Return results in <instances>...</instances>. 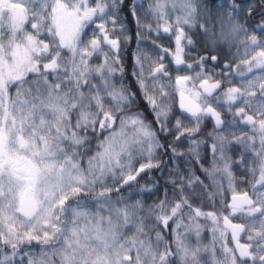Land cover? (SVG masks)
I'll return each mask as SVG.
<instances>
[{
  "label": "snow or ice",
  "instance_id": "1",
  "mask_svg": "<svg viewBox=\"0 0 264 264\" xmlns=\"http://www.w3.org/2000/svg\"><path fill=\"white\" fill-rule=\"evenodd\" d=\"M169 2L173 10L183 12L171 23ZM213 6L222 28L223 10L227 9L230 36L235 39L244 34L239 44L245 45V55L249 49H259L242 62L248 72L254 68L264 71V0H154L143 15L151 14L156 27H146L157 35L161 28L164 33L174 32L175 49L156 45L160 54L147 75L143 61L149 57L139 49L133 53L131 74L138 99L130 86L121 82L117 87L114 77L119 72L122 81L124 68L119 52L122 44L131 40L124 35L128 29L123 11L126 9L136 23L139 43V29L145 27L140 23L143 0H95L94 4L91 0H0V264H200L201 248L188 243L186 235L194 231L199 238L204 227L198 222L200 218L211 221L213 242L221 241L224 258L216 260L213 248V264H264V192L257 191V186L264 188V82L257 77L217 95L225 83L231 84L227 76L233 73H215L225 76V81L209 82L213 76L207 75L211 69L204 67L207 57H200L195 64L184 58L185 49L194 43L185 27L198 26L209 35L211 28L196 21L210 23ZM254 13L260 21L252 25V31L259 32V38L248 36L246 27ZM242 15L245 24L239 22ZM90 24L96 25V31L86 39ZM103 47L109 49L111 57L108 52L102 53ZM101 53L103 63L92 67L90 60ZM166 56L172 57L177 72L200 68L195 75L175 78L179 109L193 127H185L179 118L172 128L168 127L174 112L165 101L172 94L160 82L161 78L172 80L164 64ZM234 71L239 78H246L245 73ZM258 82L259 95L250 91ZM105 99L111 101V107L105 106ZM140 100L152 120L139 108ZM257 101L258 106L253 108ZM241 102L244 107L232 112ZM134 105L136 111H125ZM217 108L232 115L233 121L225 120ZM245 108L252 109L254 115ZM209 118L214 121V132L235 127L239 121L251 128L252 135L231 141L224 135L212 137V166L200 169L210 184L196 176L191 167L182 169L177 164L168 169L166 183L174 185L171 199L169 189H165L164 198L147 209L142 200L132 201L134 195L152 191L146 186L132 187L140 175L161 168L162 163L166 166L167 162L153 163L158 153L170 152L173 162L185 155L199 162L198 149L204 141L191 137L201 132L204 120ZM173 131L176 138L166 147L161 134L167 137ZM182 137L189 138L187 153L176 148ZM93 139L95 145L91 144ZM238 142H244L246 149L255 148L257 142L260 145L253 153L260 162L251 196L247 192L235 194L232 189L231 162L226 152L230 144ZM93 147L97 150L87 155ZM137 161L147 162L135 167ZM256 171L252 169L253 174ZM216 173L229 178V189L234 192L230 203L224 202L221 185L214 179ZM109 181L119 187L109 186ZM125 187L128 193L122 192ZM217 196L221 197L220 209L202 210L205 200L215 207ZM197 200L201 206H195ZM89 205H95L96 210L91 211ZM237 216L245 223H233L232 218ZM147 220L155 223L146 224ZM171 222L175 227L171 228L173 239L169 242L165 236ZM129 226L135 231L126 237L124 230ZM182 227L185 233L179 231ZM157 228L153 239L150 233ZM229 232L234 242L231 247ZM242 233H248L247 243L240 242ZM34 244L49 251H41L36 258L31 251Z\"/></svg>",
  "mask_w": 264,
  "mask_h": 264
},
{
  "label": "rangeland",
  "instance_id": "2",
  "mask_svg": "<svg viewBox=\"0 0 264 264\" xmlns=\"http://www.w3.org/2000/svg\"><path fill=\"white\" fill-rule=\"evenodd\" d=\"M222 2V1H221ZM228 2V0H226V3ZM91 3L94 4L95 3V0H91ZM150 4H154V0H143V8H142V11L140 13V23L142 25H144L145 27H142L139 29V35L140 37H144L143 39V47L140 51V53L142 55H146L149 57L148 60H144L143 61V65H144V71H145V75H147L151 70L152 68L154 67V65L152 64V61H155V54L158 56L160 54L159 52V49L157 47H155V43H158L159 46H162L163 48H165V44L166 42L164 43L163 42V36L161 35L162 34V28L160 30V33L159 35H157V33L155 31H149L147 29V25L149 24H152L153 26V29H155L156 27V24H155V21H154V18L151 14H148L146 17L143 15V12L144 11H147V9L149 8V5ZM167 11L169 13V16H170V20L168 21L169 23H171L172 20L175 19L176 16H180V15H183V12L179 10V8H177L176 10H173L172 7H171V4L170 2L168 3V7H167ZM224 13H227V9H224L223 10ZM212 20L210 23H208V25L206 24L207 22L204 20V19H198L196 21V24L199 25V24H205L207 27L211 28V33L209 35H205L203 30L198 27V26H193L191 28H188V27H185V32L191 37L192 40H194V43L192 46H189V48H195V46H199L201 47L202 45H206L205 46V49H209L211 53H213V56H217L218 57V54L219 52L220 53H224L225 52V49H229V46L231 45L232 43V40H234V38L232 36L229 35V23H228V20H224V23H223V28L221 27V24L217 22V16H218V11L216 9L215 6H213L212 8ZM244 20H240L239 19V22H243ZM97 23H99V21H97ZM164 21H161V24H163ZM91 25V29H95L96 31V25L95 24H90ZM28 27V30L30 31V26H26ZM108 27L110 28L111 25L109 24ZM138 30V29H137ZM174 35L175 33L172 32ZM7 35V33H5ZM165 34H169V33H165ZM242 34V33H241ZM241 34H239L238 36V39L240 40V38H243L241 36ZM120 33L117 32L116 33V36H119ZM124 35L126 36H129L127 34V32L124 33ZM194 36V38H193ZM90 39L92 37V35H90L89 33V36H88ZM148 37V38H147ZM115 38V37H113ZM87 39V38H86ZM149 40H151L152 44L150 45H146L144 43L148 42ZM131 41L130 40L126 45L129 46L131 45ZM124 44H122L121 46V49H120V52H119V57H120V60L123 64V68H124V74H123V78H122V81H121V78H120V73L117 72L116 73V76L114 77V80H115V83L117 84V87L120 86L121 82H123L125 85H128L130 86L131 90L133 92H136L137 94V98L139 99V91L137 89V86H136V83H135V80L132 76V70H133V65L131 67V70L130 68H125V65H124V62H123V57H124V53H123V50H124ZM152 49L153 51H155L154 53H152V51H147L148 49ZM193 48V50H194ZM167 49H171L169 46H167ZM171 50H174V49H171ZM103 52H108L109 54V57L112 56V53L109 52V49L107 47H103L102 48V53ZM99 54L98 57H95V58H92L90 60V65L92 67H95V66H98L100 65L101 63H103L104 61V56L103 54ZM65 55H67V53H65ZM164 64L165 66L167 67V70H168V74L171 75V70H174L175 69V66H174V63L173 61L171 60V56H166L164 58ZM188 71V70H187ZM200 69L199 68H195L194 71H188L189 75H195L196 72H199ZM94 82H97V81H94ZM161 83H163L165 85V91L169 92L172 94L171 98L167 101H165L166 104H171L173 106V109H175V105H176V102L177 100L180 98L179 97V91H178V86L176 85V80H175V77L171 80V81H168L164 78H161ZM172 82H174V84L172 85ZM149 84H151V81H149ZM188 87H191V84L188 85ZM14 91V89H13ZM180 100V99H179ZM105 103V106L106 107H111L112 104H111V101L109 99H105L104 101ZM139 108L140 109H143L145 110L146 112L150 113V115H148V118L149 120H152L153 117H152V114L150 111H147L146 109V105L144 104V102L142 100L139 101ZM137 110V106H133L132 108L130 109H125L126 112L128 113H131V112H134ZM174 112V110H173ZM179 118L181 120H183V123H184V126L185 127H193L194 124L192 121L188 120L185 118V116H183L182 114H176L174 113V115H172L171 117V122L169 123L168 127L169 128H172L173 125L175 124L176 122V119ZM189 121V125L187 124V122ZM155 127V125H153ZM203 133V136L205 134V131L202 132ZM104 135H107V133H105ZM173 136L176 137L177 133L175 131H173L172 133ZM103 137H101L102 139ZM191 139H195V136L191 137ZM200 139H202L200 137ZM172 142V140H171ZM97 143V141L95 139H93L91 141V144L92 145H95ZM178 147L177 148V151L179 152H186L188 151L189 149V138L188 137H182L181 138V142L178 143ZM202 145H200L198 151H199V154H200V157L201 159L199 160V162H195L193 160V157L188 155L186 157V162H190L188 165V167H191L192 169H194L195 171V175L196 176H199L201 180L204 181L205 184H210V180L209 178L203 173L201 172V166H203L204 168H211L212 166V162H213V154L210 156L211 159L208 160V167H205L202 163V161L204 162V157L202 155ZM97 149L95 147H93V150L89 153H87V155H92L93 152H95ZM161 154L162 152L158 153L156 159L153 161V163H156V162H167L166 166L163 165L162 163V169L161 172L159 170V172L157 173V175H146L144 173H142L140 175V177L138 178V183L136 184H133V186L135 187H140V186H146L147 188H150L152 189L151 192H143V193H139L137 195H134L132 197V201L136 200V199H140L143 201L144 203V207L145 209H147L149 206H152L156 203H159L160 200H162L164 198V195H165V189H169L167 195L169 197V199L172 198L173 196V193L171 191V189L174 187V185L170 184V183H166V181L169 179V171L168 169L169 168H175L176 165L171 161V158H166V160H164L162 157H161ZM147 161H137L136 164H135V167H139V164L140 163H145ZM220 167H222V165H219ZM187 168V167H186ZM232 173V189H236V181H234V173ZM149 177H151L152 179L150 180ZM143 179H145L146 181H144ZM214 179L216 181H218L221 185V191L224 190V188L228 191H233L232 189H229V178L224 175L223 173H216ZM252 184H255V183H252ZM155 185V186H154ZM109 186L115 188V187H119L118 184H113L111 183V181H109ZM133 187V188H135ZM126 188V187H125ZM127 189V188H126ZM259 189V186H257V191ZM99 190V188L97 189ZM209 190H212L211 188ZM123 193H128L129 191L125 192L122 190ZM223 193V192H222ZM83 199V197H82ZM221 197L217 196L215 198V207H212V202H209L207 200L204 201L203 203V208L202 210L204 211H216L218 209H220L221 205L219 203ZM223 199H224V202L226 203V197L225 195L223 194ZM131 202V201H129ZM197 203V204H196ZM195 206H201V202L199 200L195 201ZM89 209L91 211H95L96 210V207L95 205H89ZM104 215H106V213H102ZM144 213H141V215H143ZM225 215H227L228 213L227 212H224ZM233 220V219H232ZM150 220H147L145 223L146 224H154L155 221L153 223H150L149 222ZM201 225H204L201 233H200V236L199 238L196 237L195 235V232H188L186 235H187V241L188 243H190L191 245L193 246H199L201 248V259H200V264H213V251L212 249L214 248L215 249V259L216 260H223V253H222V250H221V241L219 239H217L215 241V243L213 242V233L211 231L212 229V223L210 220H205L204 218H200L199 221H198ZM184 223L187 224L188 223V220L185 218L184 219ZM175 227V222H171V226H170V229L168 230L166 236H165V239L169 242H171V240L173 239L172 235H171V228H174ZM147 231V228L145 229ZM159 230V228L157 229H154L151 233H150V236L154 239L155 237V231ZM135 229L132 227V226H129L128 228H126L124 230V236L126 237H131L134 233ZM179 231L181 233H185V229L182 227L179 229ZM230 235V233L228 234ZM144 237H141V239H143ZM231 239V237H230ZM229 242V241H228ZM232 242V241H231ZM229 244V243H228ZM233 244V242H232ZM230 247L232 245H229ZM162 247V246H161ZM31 251L32 253L36 256V258H40V253L41 251H49L48 249H41L40 246L38 245H33L32 248H31ZM134 255V253H133ZM19 259V258H18ZM25 264H26V261H25Z\"/></svg>",
  "mask_w": 264,
  "mask_h": 264
},
{
  "label": "flooded vegetation",
  "instance_id": "3",
  "mask_svg": "<svg viewBox=\"0 0 264 264\" xmlns=\"http://www.w3.org/2000/svg\"><path fill=\"white\" fill-rule=\"evenodd\" d=\"M222 3H226V0H221ZM205 3H211L212 0H204ZM237 2H240V0H237ZM213 16V15H212ZM214 18V17H213ZM240 20H244L243 22H241V24H245V16H241L239 18ZM224 20H227V15L225 13L224 15ZM260 21V17L258 14H253L252 18L247 20L246 23V27L248 28V36H251L253 34L257 35L258 38L260 37V33L259 32H253L252 31V25L257 24ZM208 25V23H206ZM141 30V29H140ZM164 38H163V42L165 44V48H167V46L171 45V49H175V43H174V38L175 35L173 33H169V34H165L164 32H162L161 34ZM241 36L244 38V34L242 33ZM194 38V36H193ZM240 38V39H243ZM194 41V40H193ZM146 45H151L152 42L151 40H149L148 42L144 43ZM156 45H159L158 43H155V47ZM144 45L142 44V47ZM205 44L202 45L201 47L199 46H195L194 50L193 48H189L187 47L185 49L187 55L184 57L187 63H191V64H195L196 61H192L194 60V58H196V60H199L200 57L204 56L207 57V61L205 63V69H211L210 72L207 73V75H212L213 76V80L211 82H214L215 80H221L222 82L225 81V76H221V75H214L215 73H233L232 75L227 76L228 80H231V84L225 83L224 84V88H222L220 90V93H217V95H220L224 90H226L228 87H241L242 85H247L248 80L251 79H255L257 77L262 78L259 82H264V71H261L259 69H253V71L251 73L248 72V69L246 66L243 65V61L244 60H250L251 56L255 54L256 51H259V49H249L248 50V55H245V45L243 44H239V39L238 37H236L234 40H232L231 45L229 46V49H225L224 53H220L218 54V59L216 61L211 60V57L209 56L210 50L209 49H205ZM150 52L152 51V53H154L155 51H153L152 49H148ZM235 57V58H234ZM155 58H157V55L155 54ZM172 60V57H171ZM173 61V60H172ZM174 63V62H173ZM225 64H230L231 68H226ZM175 66V64H174ZM198 68V67H197ZM176 69V66H175ZM200 69V68H199ZM234 70H238V72H242L246 74V78L245 79H241L239 78L238 74L236 71ZM173 79V78H172ZM259 82L257 83L256 88L254 89H250V91H256L257 95H259ZM180 99V98H179ZM178 99V108H179V102L180 100ZM259 104V101H257L256 103L253 104V108L257 107ZM240 107H244V104L238 103L236 104L233 108H232V112H236L238 108ZM217 111H221L222 117L229 121L232 122L233 121V116L228 114L227 112L223 111L220 108H217ZM245 111L249 114V115H254V112L252 111V109L249 108H245ZM179 114H181V111L179 109ZM213 126H214V121L212 119H205L204 120V143H202V152L205 153L206 158L205 160H210L211 159V155H212V149H211V145L214 142L213 141V136L215 135H224L227 137L228 140H233L234 137H241V136H251L252 135V130L249 126H245L242 123H240L239 121H237V125L235 127H227L225 128L222 132H214L213 131ZM209 133H211L212 135H208ZM257 141H258V137H257ZM259 143L257 142V144L255 145V148H245V143L244 142H238V143H234V144H230L228 147V151L226 152V156L230 159L231 164H244L245 162L251 164V180L256 181L259 178V158L254 156V152L259 150ZM247 152V155H245V153ZM242 157H244V162H241ZM252 169H257V171L253 174ZM259 192H264L261 190V188L259 187ZM244 193V192H242ZM231 198V197H230ZM254 199V198H253ZM230 203V202H229ZM236 218L237 221L235 223H244L245 220L243 218H241L240 216H237ZM231 235V233H230ZM247 235L248 233H242L241 234V239L240 242L241 243H247Z\"/></svg>",
  "mask_w": 264,
  "mask_h": 264
},
{
  "label": "trees",
  "instance_id": "4",
  "mask_svg": "<svg viewBox=\"0 0 264 264\" xmlns=\"http://www.w3.org/2000/svg\"><path fill=\"white\" fill-rule=\"evenodd\" d=\"M126 3H130V0H126ZM123 15L126 17V19L123 21V23L126 24L127 26V34L131 37V45L127 46L125 45L124 46V50H123V53H124V57H123V62H124V65H125V68H130L131 70V67L132 65L134 64V58H133V53L137 51V49H139V51H141L142 49V44H143V39L144 37H140L139 35V43L137 42V33H138V30H137V27H136V23L134 22L132 16L130 14H128L127 10L125 9L123 11ZM95 31V29H91V25H89L88 29H87V39L89 38V33L90 35L93 34V32ZM148 38V37H147ZM171 47V45L169 46ZM149 51V50H147ZM209 56H213V53H209ZM156 60V58H155ZM192 61H196V58H194V60ZM178 75H189L187 69H184L183 71H180V72H177L176 69L174 70H171V77L172 78H176ZM174 84V82H172V85ZM174 110V113L178 114L179 113V108H178V100L176 102V105H175V109ZM146 115H147V118H148V115H150V113L146 112ZM187 124L189 125V121L187 122ZM205 127H204V122H203V125L201 127V132L197 135H194L195 136V139L197 140H202L204 141V136H203V131H204ZM193 136V137H194ZM200 137L202 139H200ZM175 136H173L172 134L167 136V137H164L163 134H161V142L162 143H165V146L167 147V144L168 143H171V140L174 141L175 140ZM179 145L177 144L176 147H178ZM186 153V152H184ZM203 157H204V154H202ZM188 155H185L183 157H176L175 158V162H173V158L171 157V153L170 152H162L161 154V157L166 160V158H171V161L175 164V165H180L182 169L188 167L189 163H186V157ZM203 165L205 167H208V163L206 161H202ZM232 169L234 170V172L236 173V182L238 183V185H240V187L238 188V191H250L252 193L253 189H252V186L251 184L253 182H256V181H253L251 180V164L245 162L244 164H234L232 163ZM161 172V170H163L162 168H158V169H152L151 171H147L145 172L144 174L146 175H157V173ZM144 181H146L145 179H143ZM132 187H135V186H132ZM127 188V187H126ZM124 188L123 191L127 192L129 191V189L127 188ZM135 188H138V187H135ZM262 191H264V188H261ZM223 194L225 195L226 197V203H228V197L229 195L231 194V191H228V190H223ZM197 204V203H196ZM233 219V222H236L238 218L234 217L232 218ZM150 223H153L154 221L153 220H150L149 221ZM245 223V222H244ZM228 243L229 245H232V242H231V239H230V235H228Z\"/></svg>",
  "mask_w": 264,
  "mask_h": 264
},
{
  "label": "water",
  "instance_id": "5",
  "mask_svg": "<svg viewBox=\"0 0 264 264\" xmlns=\"http://www.w3.org/2000/svg\"><path fill=\"white\" fill-rule=\"evenodd\" d=\"M209 82H211V81H209ZM248 193V192H247ZM249 194V193H248ZM238 195H242V194H238Z\"/></svg>",
  "mask_w": 264,
  "mask_h": 264
}]
</instances>
